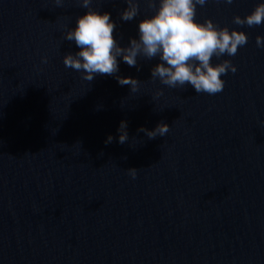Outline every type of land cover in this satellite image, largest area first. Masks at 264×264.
Wrapping results in <instances>:
<instances>
[{"label": "water", "instance_id": "1", "mask_svg": "<svg viewBox=\"0 0 264 264\" xmlns=\"http://www.w3.org/2000/svg\"><path fill=\"white\" fill-rule=\"evenodd\" d=\"M259 2L197 6L200 22L247 34L208 95L162 85L158 58L142 56L115 74L137 79L135 93L107 74L85 81L63 64L79 50L64 34L80 0H0V264H264V23H233ZM126 6L91 4L122 47L151 11L139 0L123 21ZM161 121L165 136L137 131Z\"/></svg>", "mask_w": 264, "mask_h": 264}, {"label": "clouds", "instance_id": "2", "mask_svg": "<svg viewBox=\"0 0 264 264\" xmlns=\"http://www.w3.org/2000/svg\"><path fill=\"white\" fill-rule=\"evenodd\" d=\"M224 2L231 4L233 0ZM55 3L62 6L63 0H55ZM206 3L207 0H147L150 14L139 20L137 36L122 47L113 35L116 23L111 14L93 9L92 0H80V7L86 11L64 34V39L74 41L79 50L65 54L63 64L79 72L88 82L98 74L115 76L119 85H129L130 91L135 93L140 85L137 79L115 75L119 72V62L134 67L138 57L158 58L159 62L151 68V77L162 85L172 89L191 86L198 94L219 93L225 85L222 76L237 70L230 60L221 58L234 56L238 48L247 43V34L236 28L221 27L211 19L197 20V6L203 7ZM126 5L120 19L131 21L140 14L139 0H126ZM233 23L249 27L264 23V0L245 16H234ZM256 46L264 47V37H256ZM213 58L219 62L213 63ZM41 63H47V57H41ZM159 95L162 93H157ZM137 131L154 139L165 136L169 126L161 121L151 130L141 127ZM117 132L118 143L128 141L126 121H120ZM112 140L113 136L109 135L105 144ZM127 171L132 178L136 177V169Z\"/></svg>", "mask_w": 264, "mask_h": 264}]
</instances>
